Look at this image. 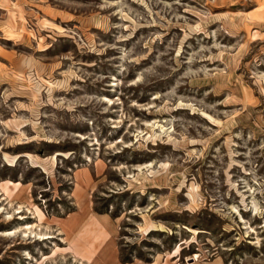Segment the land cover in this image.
Returning <instances> with one entry per match:
<instances>
[{
  "label": "rangeland",
  "instance_id": "1",
  "mask_svg": "<svg viewBox=\"0 0 264 264\" xmlns=\"http://www.w3.org/2000/svg\"><path fill=\"white\" fill-rule=\"evenodd\" d=\"M133 261L264 264V0H0V264Z\"/></svg>",
  "mask_w": 264,
  "mask_h": 264
},
{
  "label": "crops",
  "instance_id": "2",
  "mask_svg": "<svg viewBox=\"0 0 264 264\" xmlns=\"http://www.w3.org/2000/svg\"><path fill=\"white\" fill-rule=\"evenodd\" d=\"M95 228V236H98L97 239L94 240L93 236L91 237L90 234L86 233V230L85 228ZM105 233H107L106 229L98 222V220L96 218H94V220H91V222L87 223L86 226L81 229V234H85V236H88L89 237V240L90 242L93 243V245L95 243H97V248H94L93 252H95L96 250V253H94V258H97L98 255H100L102 253V251L104 252V247L106 246H103L104 244L102 243L103 239L105 238ZM91 253V252H90ZM95 260V259H94ZM113 264H116V263H113ZM130 264H137L135 263L134 261L131 262Z\"/></svg>",
  "mask_w": 264,
  "mask_h": 264
},
{
  "label": "bare ground",
  "instance_id": "3",
  "mask_svg": "<svg viewBox=\"0 0 264 264\" xmlns=\"http://www.w3.org/2000/svg\"><path fill=\"white\" fill-rule=\"evenodd\" d=\"M20 214V213H19ZM26 229H30V227H27Z\"/></svg>",
  "mask_w": 264,
  "mask_h": 264
}]
</instances>
